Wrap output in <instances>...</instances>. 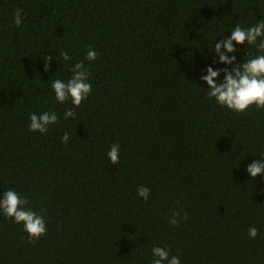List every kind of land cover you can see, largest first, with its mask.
<instances>
[{"label":"trees","instance_id":"obj_1","mask_svg":"<svg viewBox=\"0 0 264 264\" xmlns=\"http://www.w3.org/2000/svg\"><path fill=\"white\" fill-rule=\"evenodd\" d=\"M261 20L264 0H0V199L15 190L46 224L31 243L0 214V264H152L154 246L180 264H264V174L246 171L264 155V109L222 108L200 79L264 55L259 39L233 41V65L214 51ZM78 62L88 98L57 103L51 81ZM45 111L59 122L30 132Z\"/></svg>","mask_w":264,"mask_h":264},{"label":"clouds","instance_id":"obj_2","mask_svg":"<svg viewBox=\"0 0 264 264\" xmlns=\"http://www.w3.org/2000/svg\"><path fill=\"white\" fill-rule=\"evenodd\" d=\"M14 23L17 27L21 26L22 18L19 9L14 12ZM258 39L260 41L258 48L264 51V20L248 28L236 25L229 38L215 43L214 51L219 57V63L225 65L235 63L236 48L233 46V41L236 44L256 45ZM229 54L233 55L229 56ZM60 55L65 61L70 59L67 52H61ZM97 56L98 53L89 47L85 59L94 61ZM51 59V56L47 57V61L50 62ZM213 63L216 61L214 60ZM45 68H48L47 62ZM71 71L72 76L67 82L56 79L51 81V88L55 93L57 103L70 100L74 107H79L82 101L88 98L92 86L88 82L89 73L84 68L83 62L76 63ZM206 71L207 75H202L200 79L208 85V97L214 98L222 108L226 107L236 113H243L253 105L258 109H264V55L244 61L242 65L233 67L231 71L227 68L213 70L211 66ZM221 72L224 73V79L218 82L217 78ZM75 116L76 113L71 108L64 113V119L75 118ZM29 119V131L41 134L47 133L50 125L59 122L57 113L49 111L40 115L31 114ZM68 141L69 134L64 133L61 142L67 144ZM107 157L111 164L117 165L120 158V145L113 143ZM246 171L252 178L264 174V155H261L260 161L253 160L247 166ZM137 195L147 201L150 196V189L141 185L137 188ZM27 204V198H22L15 190L10 189L4 192L3 198L0 199V214L13 219L16 224H23V230L27 234L29 242L35 243L46 234L45 218L26 208ZM183 219H187L186 213L174 212L169 219V224L178 227ZM257 235L258 229L256 227L248 229L250 239H255ZM151 252L152 264H180L179 257L170 256L169 250L166 248L154 246Z\"/></svg>","mask_w":264,"mask_h":264}]
</instances>
